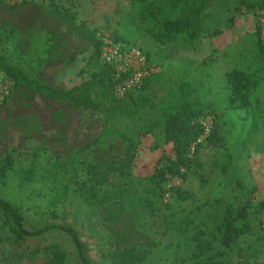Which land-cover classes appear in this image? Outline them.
<instances>
[{"label":"trees","instance_id":"1","mask_svg":"<svg viewBox=\"0 0 264 264\" xmlns=\"http://www.w3.org/2000/svg\"><path fill=\"white\" fill-rule=\"evenodd\" d=\"M235 1L239 8L250 12L264 10V0ZM210 2L131 0L136 15L152 25L153 36L158 42L168 44L180 38L190 46L201 36L221 32L203 25ZM3 3L4 0H0V5ZM56 9L61 12L58 7ZM257 35L255 61L250 69L233 67L227 70L217 87L206 70L209 62L203 61L204 68L192 61H184L176 67L172 62L160 71L147 74L122 95H117L115 89L127 78V73L118 76L116 68L110 64L101 67L90 82L61 89L44 79L45 61L14 63L0 55V71L26 91L92 109L104 118L101 132L92 141L68 151L64 157L55 158L50 166L39 164L42 147L34 149L26 165H18L13 152L0 156V264L36 261L67 264V252L56 243L34 249L27 244L28 237L53 228L66 231L82 263L90 264L80 237L72 227L54 224L36 231L28 230L24 224L22 196L47 198V206L41 210L56 217L58 206L79 194L89 204L108 210L106 220L126 216L136 221L146 239L129 245H122L121 239H117L113 257L119 264H142L151 249L158 246L172 252L169 264H236L235 255L264 254V199L253 202L251 194L256 187L248 191L239 205L229 202L221 205L219 218L208 225L196 219L193 209V213L187 209L186 203L193 199V193L169 185L173 178L184 179L191 165H200L197 155L202 145L215 149L223 146L229 150L227 137L235 129L245 136L264 129V76L260 74L264 70V41L259 27ZM120 40L126 42L123 38ZM100 52L98 47V56ZM146 54L149 59V53ZM94 57L93 54L90 62ZM252 65L256 68L252 69ZM208 116L213 118V124L206 134L204 120ZM114 119L124 120L125 124L116 127ZM155 132L163 135L165 143L172 144V153L159 157L153 173L136 175L131 164L140 139ZM202 137L204 139L199 142ZM118 141L126 148V155L110 162L109 169L87 157L91 148H113ZM225 157L220 168L228 176L235 169V158L230 151ZM236 182L239 188H245L238 177ZM11 184L20 200L5 196L4 191ZM155 216L165 222L166 230L177 235L176 241L170 243L150 237L149 230L156 224L151 219Z\"/></svg>","mask_w":264,"mask_h":264},{"label":"rangeland","instance_id":"2","mask_svg":"<svg viewBox=\"0 0 264 264\" xmlns=\"http://www.w3.org/2000/svg\"><path fill=\"white\" fill-rule=\"evenodd\" d=\"M203 25L221 32L201 36L191 46L180 38L161 44L153 36L152 25L136 15L131 0H4L0 5V55L14 63L45 61L44 79L61 89L90 82L107 64L102 51L110 43L121 45L127 51V78L142 68L151 73L172 62L176 67L184 61L204 68L203 61H207L206 70L217 87L227 70L233 67L250 69L255 61L258 27L264 41V10L250 12L239 8L235 0H211ZM136 52L145 57L144 66L137 65ZM93 54L95 57L90 62ZM260 74L264 76V70ZM115 91L122 95L121 84ZM124 124V120H113L116 127ZM103 126L104 118L97 111L26 91L0 71V156L13 152L18 165H26L34 149L42 147L39 164L50 166L55 158L64 157L68 151L92 141ZM227 145L229 150L223 146L215 149L202 145L197 155L200 165H191L184 179L176 177L169 183L172 188L181 187L193 193V199L186 203L187 209H193L195 212H191L196 219L208 225L219 218L221 205L223 207L226 202L239 205L253 186L256 187L251 194L253 202L264 199V129L250 136L235 129L227 137ZM91 151L87 157L102 163L105 169H109L110 162L126 155V148L120 141L115 142L113 148L98 147ZM228 151L234 155L235 169L225 176L220 167ZM164 153H172V144L165 143L162 134L155 132L141 137L131 164L133 172L139 176L153 173ZM237 177L245 188H239ZM4 194L20 200L12 184ZM21 199L28 230L36 231L54 224L72 227L80 237L90 264H119L113 257L117 239H121L122 245L146 239L136 221L126 216L106 220L108 210L89 204L79 194L59 205L56 217L41 210L47 206V198L22 196ZM221 199L222 202L217 203ZM151 220L156 221L149 230L151 238L170 243L178 239L166 230L160 216ZM155 229L157 232L153 233ZM49 243H56L67 252V264H83L71 236L64 230L53 228L27 238L30 249ZM172 259L171 251L158 246L151 249L142 264H169ZM234 259L236 264H262L264 254L235 255ZM31 264H41V261Z\"/></svg>","mask_w":264,"mask_h":264},{"label":"built area","instance_id":"3","mask_svg":"<svg viewBox=\"0 0 264 264\" xmlns=\"http://www.w3.org/2000/svg\"><path fill=\"white\" fill-rule=\"evenodd\" d=\"M136 63L137 65H143L145 64V57L141 55V53L136 52ZM102 57L105 60L107 64L113 65L115 68L118 69L117 75L119 76L120 73L125 72L126 70H129L126 65L128 63H125L128 59L127 51L123 50V47L121 45H117L115 43H110L107 45V47L102 51ZM125 60V61H124ZM147 74H149L146 69H138L137 72L134 74L133 77L126 78L123 83L121 84L122 87V94L126 91L127 88L134 86L135 84L141 82L142 78L145 77ZM213 120L211 116H208L204 120V125L206 127V134L210 132V129L212 127ZM204 139L202 137L199 139V142H201ZM194 149V148H193Z\"/></svg>","mask_w":264,"mask_h":264}]
</instances>
